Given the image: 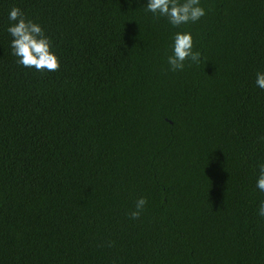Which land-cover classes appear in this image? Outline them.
Segmentation results:
<instances>
[{
    "label": "trees",
    "instance_id": "1",
    "mask_svg": "<svg viewBox=\"0 0 264 264\" xmlns=\"http://www.w3.org/2000/svg\"><path fill=\"white\" fill-rule=\"evenodd\" d=\"M201 6L0 0V264H264V0ZM13 7L57 70L16 63ZM175 31L201 56L172 72Z\"/></svg>",
    "mask_w": 264,
    "mask_h": 264
},
{
    "label": "clouds",
    "instance_id": "2",
    "mask_svg": "<svg viewBox=\"0 0 264 264\" xmlns=\"http://www.w3.org/2000/svg\"><path fill=\"white\" fill-rule=\"evenodd\" d=\"M131 7L143 5L144 11L154 16L166 18L172 28L194 23L206 15V9L201 6V0H127ZM10 48L16 57V63L22 67L34 68L37 71H55L59 68V58L53 49L50 38L45 34L43 27L27 19L19 7H13L8 12ZM194 37L191 31H175L171 36V54L167 56L166 63L169 71H182L185 61L198 64L200 52L194 50ZM255 84L264 90V71L256 73ZM256 188L264 192V163L258 165ZM146 198L141 197L135 202V210L130 212L132 219L140 216ZM259 216L264 217V201L259 203Z\"/></svg>",
    "mask_w": 264,
    "mask_h": 264
}]
</instances>
